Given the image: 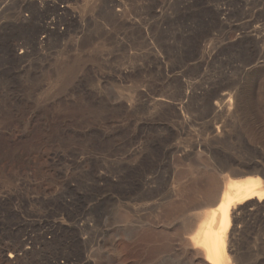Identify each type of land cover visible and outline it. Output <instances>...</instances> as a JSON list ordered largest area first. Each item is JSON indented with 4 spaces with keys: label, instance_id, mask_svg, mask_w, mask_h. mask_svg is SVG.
<instances>
[{
    "label": "rangeland",
    "instance_id": "374dc122",
    "mask_svg": "<svg viewBox=\"0 0 264 264\" xmlns=\"http://www.w3.org/2000/svg\"><path fill=\"white\" fill-rule=\"evenodd\" d=\"M60 1L0 0V264H210L205 250L219 233L217 220L205 240L193 238L206 228L214 208L208 203L212 195L204 196L208 181L230 174L218 175L208 152L228 151L250 167L264 160V67L255 104L250 110L235 107L230 117L234 124H245L230 128L257 151L253 161L237 145L218 149L205 142L204 125L222 119L208 110L207 101L227 102L228 94L243 92L256 73L250 63L264 52V37L257 42L248 37L264 29V0H236L234 6L230 0H203L204 9L191 12L185 9L193 6L182 8L181 0H130L124 16L146 20L137 30L125 31L99 8V0ZM56 4L75 19L56 13ZM151 4L169 14L166 23L178 31L170 37L179 50L192 36L190 22L207 24L197 44L184 50L186 59L174 61L186 81L197 83V97L180 112L178 88L158 80L147 63L121 70L124 43L140 48L144 39L158 41ZM23 6L27 21L11 26ZM217 10L224 14L217 17ZM43 37L39 48L36 40ZM235 38L241 42L230 47ZM17 43L28 50L17 51L13 59L8 47ZM147 54L140 58L146 60ZM207 54L210 59L199 68ZM131 87L156 99L162 95L165 103L130 109L125 95ZM236 162L228 165L237 167ZM246 171L229 179L246 184L259 178L264 191L263 177L250 174L252 168ZM237 214L241 224L231 222L224 234L223 264H264V222L258 226ZM73 237L74 242L66 240ZM10 254L17 259L11 262Z\"/></svg>",
    "mask_w": 264,
    "mask_h": 264
},
{
    "label": "bare ground",
    "instance_id": "6f19581e",
    "mask_svg": "<svg viewBox=\"0 0 264 264\" xmlns=\"http://www.w3.org/2000/svg\"><path fill=\"white\" fill-rule=\"evenodd\" d=\"M28 1H30V0H28ZM66 1L67 0H62V1H60V3L61 4H65ZM129 1L130 0H99V4L98 5H99V8L100 9H104V10L106 9V10H108V12L112 16V19L115 21V23L116 22L120 23L119 25L120 26H123V28H124L123 30L124 31H125V29H127V30H132V29L137 30L138 28L136 29L135 27H141V24L145 22L146 17H144V19H143L144 22H142V23H140L142 21V19H139L138 17L137 18L136 17H134V18H126L124 16V13H126V12H124V10H126L125 9L126 8V3L129 2ZM26 2H27V0H23V3H26ZM43 2H45V1H43ZM202 2H203V0H181V6L183 8L185 5H192L193 7L189 8V9H185L186 11H189V12L195 11V10L201 11V10L204 9V5L199 6V4L202 3ZM230 2L233 3V6L236 5V4H238V2L236 0H230ZM57 4L55 5V11H56V13H64V14H67L68 13L67 7H59ZM25 9L26 8L24 6L21 8V11L17 14V16H15V19H14L13 24L11 26H23V24L25 23V21H27V19L24 18V16L22 15V13L25 12L24 11ZM150 9L151 10H150L149 17L151 16V17H155L156 19H158V41L153 42V41H150L149 38H147L149 41L147 39L146 40L144 39L143 41H145V42H142L143 46L140 47V48L139 47H136V46H131V45H128V44L124 43L125 44V53H123L124 55L122 54L123 56H122V60L121 61L123 62V68L121 70L123 72H126V71L128 72L129 70H132L133 69L132 68L133 65L140 66V65H143L144 63H147V65H148L147 69H149V71L154 76L158 77V80L162 81L163 83L168 84L169 86H175V87L178 88L177 90L180 93L179 110L178 111L180 112V109L182 108V106L185 103H188V102L192 101L194 97H197V95H196V93H197L196 90L197 89L196 90L194 89V86L197 85V83L194 84V83H189V81H186L185 80V76L183 74H181L180 72H177V67H176V64H175L174 61H183L184 59H186V57L183 56V55L186 54V53H184V50L186 48H188L189 45H190V47H192V46H195L197 44L198 39L200 37V34L207 27V24H205V22L202 21V20L201 21H197V22H194V21L190 22L189 25H187V26L192 30V32H191V35L192 36L190 37V34L187 35V38L185 40L184 47H180V50H179L178 49V46H177V44H176V42L174 40L175 37L174 36H171L170 37V34L175 35V32L178 33V31L175 28V26H173L172 24H167L166 23V20L170 18V16L167 13V11H165L164 8L161 5H159V4H158V7H157L156 4L155 5H152L151 4V8ZM185 10H184V12H185ZM222 14H224V13H221L218 10L215 13V15L217 17L218 16H222ZM67 15L72 19L71 21H73V19H75V17H76L75 14H73V13L67 14ZM140 18H141V16H140ZM192 20H193V18H192ZM144 25L145 24H143V26ZM106 26H108V25H106ZM45 28H47V27H45ZM43 34H45V31L43 32ZM244 36H243V39H244ZM240 37H242V36H240ZM263 37H264V29H262V30H254V31L250 32L248 38L252 39V41H256L257 42V40H260ZM240 40L239 39H236L235 44H233L230 47H237V45L241 42ZM44 42H45L44 37L43 38H39V39L36 40V45L40 48L44 44ZM223 42H226L225 35H224V37L222 39V43ZM120 46H122V45L120 44ZM215 49L218 50L217 47ZM27 50H28V48L24 44H18L17 43V44H14L13 46H9L8 47V54L7 55L9 57H12L14 59V58L17 57V54H16L17 51H19V54H25L27 52ZM155 50H156V52H158V54L156 53L155 55H153L152 53H155L154 52ZM180 51H181V54L179 56H177ZM146 52L148 54L150 53L152 55V57L150 58L151 55L149 54L150 56H149V58H146V60H143L144 58L141 59L140 57L143 56V55H145ZM211 52H213V51H211ZM210 54H207V56L204 58V60L198 62L197 65H198L199 68H201L203 65H206V63L208 62V60L211 57ZM250 66H251L250 68H253L256 71V73H254V74L251 75V77L248 80V84L246 86V89L243 92L242 91L241 92H236L233 95L232 94H228L229 95L228 98L229 97L230 98L228 100H226L227 102H225V99L222 100L221 97H220L221 98V101L218 100L217 102L212 103L213 105L210 104L209 101H207L208 102L207 103L208 110L213 111V112H216L217 114L220 115L219 118L220 119L222 118V119L219 120V122L214 123L215 125H211V124L204 125L203 130H205L206 131V134H207L206 139H204L205 142H209L211 145H214L215 147L217 146L218 149L222 148L224 145L227 146V144L237 145V146L241 147V150L240 151L238 150V152L243 157H248L249 158L248 161L251 162L255 158H257V155H256L257 154V151H255L253 149H248L246 147L248 145H246V142H245L244 138L242 137V133L236 135L239 131L237 133H234L233 131H231L232 129L230 128L232 125L234 126L235 124H237V125L238 124H242L241 122H238V121H237V123L234 124L230 120V117H231V115H232L233 110H234L235 107L240 108V106L242 107V104H243L245 106V109L246 110H250L251 105L253 103L255 104V102H253L254 91L256 90V88H258L257 85H258V82H259V76H260V73H261V71H262V69L264 67V52L263 51H260L253 58V60L250 63ZM17 72H19V71H17ZM17 75H18V73H17ZM97 88L99 89V87H97ZM126 93L127 94L125 96L127 97V100H128L126 102H128V105H129V108L130 109L137 108V107L140 108V109L141 108H152L157 103L159 105L160 104L162 105L163 103H165L164 99H162V97H161L162 95L161 96H158V98L156 99V98L152 97L149 93H146L145 90L143 91L140 87H131L129 89V93L128 92H126ZM226 97H224V98H226ZM231 98L232 99L234 98V101L233 102L231 101L232 100ZM197 103H199V102H197ZM197 103L195 105H197ZM204 106H206V105H204ZM182 109H184V108H182ZM174 112L176 114L177 111L175 110ZM232 118H233V116H232ZM239 121H241V120H239ZM251 123H252V125H257L256 122H251ZM242 125H245V124H242ZM242 125H239V126H242ZM235 127H236V125H235ZM245 138H247V137H245ZM233 147L236 148V146H233ZM177 149H180V148H177ZM255 149H257V148L255 147ZM172 152H174V151H172ZM181 152H183V151H181ZM210 152H208V154H209L210 157H213L212 159H213L214 162L212 161V163L215 164L213 167L218 172V175H219V173L221 174L223 171H225V170L227 171L228 170L229 171V174H230V177L231 176L232 177L242 176V175H245V173H247L246 170L252 168V172H254V173H250V174H256V173H258V174H260V176L263 177L262 179L264 180V160L260 159V161L262 162V163L260 162L261 163L260 166L255 165L253 167H250V166H247V165H244V164L242 165L239 162L237 163L235 161L236 160V157H233V156H237V155H232L231 153L229 154L228 151H227L228 153L225 152V151H221V150L218 151V152H213L214 155L212 153H210ZM170 153H171V151H170ZM258 157H259V155H258ZM262 157H260V158H262ZM182 158H183V156H182ZM229 161L236 162V166L237 167H233L232 165H231L232 167H230L228 165L229 164L228 163ZM205 164H207V163H205ZM196 165H194V167ZM198 166H199V164H198ZM205 166H207V165H205ZM192 168H193V166H192ZM209 173H211V172H209ZM250 174H249V176H250ZM216 178H217V181L214 180L212 182L213 178H212V180L210 179L211 181H208V183H209V185L207 184L208 190L207 191H204V194L206 192V195H204L202 193L204 196H206V198H207V193L212 195L211 196V199L210 200L208 199L209 200L208 203H210V205H213L214 208L211 210V212L207 216V217H209V219H208L207 224L205 225L206 228H204L203 230L201 229V231H197V233L195 234V236H194L193 239L195 241L196 240H199V239L201 241L202 238H205L206 239V236L209 234V231H207V230L210 229V227L214 224V221L217 220L218 228H219V233L217 235H215V237L212 240L213 243L210 244L206 248L205 251H206L207 257L210 260V264H223L225 258H227L226 255H225V253H224V234L229 230L230 225H231V222L234 223L233 225H236L237 223L241 224L240 222H237L238 221V214L237 213L238 212H239V214L242 213L244 217L252 220L253 223L254 222L257 223L258 226H260V224L262 222H264V191L259 189V185H260L259 178H255L254 180L249 181L246 184H241V183L238 182V180H231V179L228 178V176H225V175H223V176L220 175L219 177L216 176ZM232 179H234V178H232ZM260 179H261V177H260ZM199 193L201 194V192H199ZM199 193L197 192V194L199 196H201ZM201 197L203 198V196H201ZM204 200H205V197H204ZM195 201H193V202H195ZM202 201H203V199H202ZM196 202H199L200 203V201H196ZM203 202H205V201H203ZM196 204H194V206ZM206 204H205V206H206ZM239 205H244V206L241 207ZM208 206H209V204H207V207ZM198 207H199V205H198ZM262 217H263V219H262ZM239 221H240V219H239ZM243 222H245V221H243ZM190 224L193 225L192 222ZM244 226L245 225H243V227ZM256 229H257V227H256ZM191 230L193 231V229H191ZM234 230H235V228L232 229L233 232H234ZM256 231H258V229ZM178 232H180V229H179ZM243 232H245V230H243ZM243 232H241V233H243ZM182 233H184V230H183ZM190 233L191 232H189L188 234H190ZM215 233H217V232H215ZM257 233L262 236L261 232L260 233L257 232ZM243 235H245V234L243 233ZM228 236H227V238H228ZM239 236H237V237L239 238ZM251 236H254V234L251 235ZM229 238H230V236H229ZM205 239H202V240H205ZM231 239H232V235H231ZM234 239H236V237H234ZM62 240H61L62 242H65L66 240L71 241V242H74V237L73 238H68L66 240L65 239H62ZM59 241H58V243H60ZM232 241H233V239H232ZM239 241H240V239H239ZM241 241H242V239H241ZM262 241L263 240H261V242H260L261 245H263L262 244ZM229 242H231V241H229ZM233 242L236 243L237 241H233ZM208 243H210V242L208 241ZM235 243H234V245H235ZM259 244H258V246H260ZM238 246H239V244H238ZM53 247H54V245H53ZM230 247L232 249V246H230ZM226 248H227V246H226ZM260 248H262V247L260 246ZM45 249L44 250H41V253L44 254V253H46L45 251H48L47 249L46 250ZM241 250H242V247H241ZM231 252H229V253H231ZM237 257H238V255H237ZM8 258L12 262L13 260H16L17 259V255L10 254V255H8ZM242 258H244V257H242ZM231 259L235 260V258H234V256L232 254H231L230 260ZM241 261H243V260H241ZM13 263H15V262H13ZM13 263H11V264H13ZM232 263H233V261H232ZM238 264H240V263L238 262Z\"/></svg>",
    "mask_w": 264,
    "mask_h": 264
}]
</instances>
